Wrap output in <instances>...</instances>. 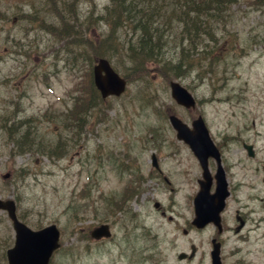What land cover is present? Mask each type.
Returning <instances> with one entry per match:
<instances>
[{"label": "rangeland", "instance_id": "1", "mask_svg": "<svg viewBox=\"0 0 264 264\" xmlns=\"http://www.w3.org/2000/svg\"><path fill=\"white\" fill-rule=\"evenodd\" d=\"M58 1L47 0L45 7L46 0H0V126L7 121L5 127L28 129L39 137L37 144L53 151L59 141L66 146L59 157L37 149L19 153L0 129V198L15 200L19 217L34 229L58 225L63 247L51 264H211L217 228L191 224L203 170L190 147L176 137L170 113L189 126L202 116L222 152L231 190L222 215L230 228L221 238L223 264H264V0H238L225 14L228 19L224 16L212 31L215 41L204 36L209 46L201 44L199 51L205 49L210 64L200 75L197 70L161 74L153 65L138 75L126 57L109 58L130 84L123 96L108 100L92 94V34L82 48L74 43L79 40H57L41 22L31 20L43 11L60 23V10L72 22V31L92 32L98 40L107 29L101 15L111 0ZM50 8L55 17L44 11ZM170 31L165 28V39ZM122 32L121 42H137L136 32ZM175 37L174 43L180 42L179 32ZM174 43L164 47L170 58L177 55ZM172 80L195 96L196 108L176 103ZM81 95L94 100L93 105L82 128L69 129L68 110L73 115ZM243 143L253 145L254 157ZM153 153L162 174L151 172ZM121 164L132 167L122 169ZM209 168L214 174L213 159ZM8 172L11 177L3 180ZM136 173L143 175L141 186L136 183L133 189L138 195L122 211L109 210L108 200L124 197ZM237 209L249 219L239 233L233 228ZM103 222L110 223L111 238L95 241L81 235L80 230L89 234ZM14 237L7 213L0 211V264H7L6 250ZM192 244L195 257L180 260L179 253H190Z\"/></svg>", "mask_w": 264, "mask_h": 264}, {"label": "trees", "instance_id": "2", "mask_svg": "<svg viewBox=\"0 0 264 264\" xmlns=\"http://www.w3.org/2000/svg\"><path fill=\"white\" fill-rule=\"evenodd\" d=\"M93 2V0H91ZM238 0H111L105 6L101 15V20L106 24L107 29L103 36H99L98 40L94 33H86V31H72V22L66 16L57 10V14L61 19L60 23L51 22L47 19L45 13L38 12L32 21L37 24L41 22L47 33L57 40H64L67 43L74 42L78 47L85 48L90 42V35L93 40V58L96 57H113L120 54L126 57L133 64L136 71L135 74L143 75L148 73L146 70L153 65L161 74L174 73L175 75L187 74L197 70L200 75L202 70L206 69L210 63L204 58V51L200 50V45L205 44L204 36L213 42L216 25H221V19L229 12L230 7L237 3ZM261 1V0H257ZM58 4V0H52ZM49 2L45 3V7L49 6ZM75 9V5H73ZM54 16L53 8L45 9ZM76 11V10H75ZM69 14V11H66ZM93 16V15H92ZM55 17V16H54ZM171 28V31L165 39V28ZM129 29L137 33V42L129 41L121 42L123 30ZM180 33V42H175V36ZM81 42V43H80ZM73 43V44H74ZM174 43L177 55L167 56L164 47ZM209 46L205 44V48ZM210 65L209 67H211ZM91 82V81H90ZM92 83V82H91ZM92 94L96 91L92 84ZM77 97L76 108L74 110V118H66L67 127L74 126L82 128L85 112L93 105V101L88 102L87 99ZM7 122V121H6ZM6 122L0 129L4 132L7 139L10 140L18 149L19 153L25 152L33 148L45 149L41 143H36L39 138L28 129H14L15 124L10 128L5 127ZM70 125V126H69ZM26 133V134H25ZM56 150L62 151L64 146L55 147ZM55 156H61L62 152L53 151ZM121 201L107 202L109 210L116 208V211L123 210ZM79 213V212H77ZM78 218V217H77Z\"/></svg>", "mask_w": 264, "mask_h": 264}, {"label": "water", "instance_id": "3", "mask_svg": "<svg viewBox=\"0 0 264 264\" xmlns=\"http://www.w3.org/2000/svg\"><path fill=\"white\" fill-rule=\"evenodd\" d=\"M94 83L100 90L102 97L110 95H121L127 81L111 66L109 60L99 58L93 69ZM172 95L181 105L187 108L195 107L196 101L192 94L177 82H171ZM173 127L177 130V137L190 145L204 169V180H200V191L195 197L196 216L193 224L198 228L205 227L209 222H214L219 230H222L220 213L225 207L226 198L229 196L228 183L225 170L221 164V154L210 137L209 130L201 116L193 121V129H190L180 118L170 116ZM249 155L253 156L254 151L251 145H245ZM213 157L218 162V169L215 174L216 189L211 193L213 176L208 168L209 158ZM6 174L4 178H8ZM159 204L157 203L156 206ZM0 209L8 211L16 232L15 244L7 251L8 264H49L53 252L60 247V231L55 224L32 230L25 223L21 222L16 214V204L13 200L0 199ZM92 237L100 239L110 237L111 232L108 224H102L91 231ZM212 251L213 264H221L220 243L214 240ZM192 255L195 253L193 246ZM186 254H180L184 258Z\"/></svg>", "mask_w": 264, "mask_h": 264}, {"label": "flooded vegetation", "instance_id": "4", "mask_svg": "<svg viewBox=\"0 0 264 264\" xmlns=\"http://www.w3.org/2000/svg\"><path fill=\"white\" fill-rule=\"evenodd\" d=\"M154 154L151 155V157H153ZM157 172H160L159 170H157ZM236 219H239V220H247L246 218V215H244V213L240 212L238 209L236 210Z\"/></svg>", "mask_w": 264, "mask_h": 264}, {"label": "bare ground", "instance_id": "5", "mask_svg": "<svg viewBox=\"0 0 264 264\" xmlns=\"http://www.w3.org/2000/svg\"><path fill=\"white\" fill-rule=\"evenodd\" d=\"M26 134V133H25Z\"/></svg>", "mask_w": 264, "mask_h": 264}]
</instances>
